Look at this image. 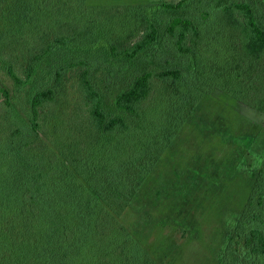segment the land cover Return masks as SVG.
Here are the masks:
<instances>
[{"label":"trees","instance_id":"1","mask_svg":"<svg viewBox=\"0 0 264 264\" xmlns=\"http://www.w3.org/2000/svg\"><path fill=\"white\" fill-rule=\"evenodd\" d=\"M215 88L264 112V0H0V264H157L120 217ZM257 167L218 264H264Z\"/></svg>","mask_w":264,"mask_h":264},{"label":"rangeland","instance_id":"2","mask_svg":"<svg viewBox=\"0 0 264 264\" xmlns=\"http://www.w3.org/2000/svg\"><path fill=\"white\" fill-rule=\"evenodd\" d=\"M74 101L71 93L62 108L69 112ZM51 133L56 143L66 138ZM263 156L264 112L215 88L200 100L120 219L157 264H218Z\"/></svg>","mask_w":264,"mask_h":264}]
</instances>
